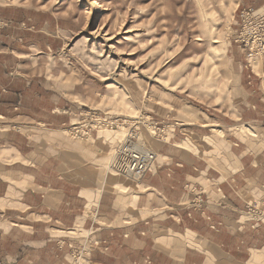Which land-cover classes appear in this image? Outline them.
I'll list each match as a JSON object with an SVG mask.
<instances>
[{
	"label": "crops",
	"instance_id": "1",
	"mask_svg": "<svg viewBox=\"0 0 264 264\" xmlns=\"http://www.w3.org/2000/svg\"><path fill=\"white\" fill-rule=\"evenodd\" d=\"M15 9H0L1 260L69 264L86 239L101 264H264V221L242 201L264 208V59L226 58L224 93H154L156 113L177 121L172 138L151 142L140 179L116 176L112 135L67 138L62 93L35 88L33 61L59 45ZM186 183L203 189L202 207L186 203Z\"/></svg>",
	"mask_w": 264,
	"mask_h": 264
},
{
	"label": "rangeland",
	"instance_id": "2",
	"mask_svg": "<svg viewBox=\"0 0 264 264\" xmlns=\"http://www.w3.org/2000/svg\"><path fill=\"white\" fill-rule=\"evenodd\" d=\"M240 1L0 0V9L16 8L15 18L30 11L26 15L31 24L46 25L53 32L48 39L59 45L60 53L47 55L41 65L39 59L33 61L32 82L36 89L62 93L65 102L54 113L66 117L67 138L112 135L113 153L130 138L155 154L151 142L171 140L177 121L156 113L154 93H224L226 58L264 59V54L249 59L238 40L246 22L240 14H264V0L254 5ZM8 25L0 17V31ZM110 163L108 170L120 176ZM184 191L192 195L186 201L192 208L207 201L199 186L186 183ZM242 201L246 214L264 221L262 201ZM86 245L84 239L69 253V264L79 252L84 260L101 264L89 258Z\"/></svg>",
	"mask_w": 264,
	"mask_h": 264
},
{
	"label": "built area",
	"instance_id": "3",
	"mask_svg": "<svg viewBox=\"0 0 264 264\" xmlns=\"http://www.w3.org/2000/svg\"><path fill=\"white\" fill-rule=\"evenodd\" d=\"M241 19H245L244 28L241 29L238 40L242 43L249 59H255L264 54V14L242 12ZM155 154L140 146L130 138L120 143L111 160L110 167L117 173L135 178L141 177L155 161ZM80 253V252H79ZM73 256L74 264H93L84 260L82 254ZM86 253V252H85ZM0 264H3L0 261Z\"/></svg>",
	"mask_w": 264,
	"mask_h": 264
},
{
	"label": "bare ground",
	"instance_id": "4",
	"mask_svg": "<svg viewBox=\"0 0 264 264\" xmlns=\"http://www.w3.org/2000/svg\"><path fill=\"white\" fill-rule=\"evenodd\" d=\"M98 34V33H97ZM118 35V34H117ZM108 43V42H107ZM109 45V44H108ZM109 49V48H108Z\"/></svg>",
	"mask_w": 264,
	"mask_h": 264
}]
</instances>
